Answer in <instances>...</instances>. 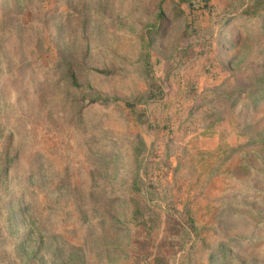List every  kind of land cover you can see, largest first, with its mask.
<instances>
[{
	"label": "rangeland",
	"instance_id": "1",
	"mask_svg": "<svg viewBox=\"0 0 264 264\" xmlns=\"http://www.w3.org/2000/svg\"><path fill=\"white\" fill-rule=\"evenodd\" d=\"M249 2L0 0V264H125L104 248L130 242L150 264H264V221L241 210L227 214L229 227L213 229L222 218L214 210L219 192L195 197L176 167L183 148L207 152L212 149L205 143L220 137L237 148L240 122L264 127V110L255 117L242 104L205 103L223 81L246 86L253 68L264 70V38L255 36V28L223 25ZM158 9L164 13L160 25ZM146 57L149 74L143 71ZM66 64L84 92L63 87ZM148 83L159 97L135 102L133 113L125 110L123 101L137 99ZM86 94L121 101L100 106L83 99ZM213 118L215 130L199 125ZM133 149L146 162L164 163L150 169L145 185H171L176 178L169 190L173 205H188L197 226L209 227L202 233L206 246L188 250L187 244L169 263L157 208L147 210L156 224L153 249H140L147 232L130 224L128 232L110 234V217L124 221L127 215L124 197L118 198L135 168ZM210 159L203 168L213 165ZM257 188L264 190L262 177ZM100 196L118 197L107 207L108 223L79 222L75 206ZM233 200L264 214L252 199ZM226 236L234 239L220 242ZM85 239L87 251L76 263L61 243L80 247Z\"/></svg>",
	"mask_w": 264,
	"mask_h": 264
},
{
	"label": "trees",
	"instance_id": "2",
	"mask_svg": "<svg viewBox=\"0 0 264 264\" xmlns=\"http://www.w3.org/2000/svg\"><path fill=\"white\" fill-rule=\"evenodd\" d=\"M155 19L157 25L163 22L164 13L162 9H158ZM224 24L227 27L232 24H236L238 27L244 25L249 27L253 26L255 29L252 31L255 36L263 39L264 0H250L247 7L241 13L230 15L224 20L223 25ZM150 42L151 39L149 40V45ZM145 70L148 74L151 72L147 57L143 61L144 73ZM105 75H109L108 72ZM248 82L246 86H238L237 84L228 85L227 81H223L210 90L211 98L205 103L211 105L213 100H221L226 103L229 108L242 104L243 108H247L249 114L256 117L259 111L264 110V70L253 68ZM57 84L60 85L61 83L57 82ZM63 87L77 93H82L86 89V87L79 82V78L69 64H66ZM145 87V91L137 94V99L123 101L125 110L133 113L135 112V102L139 104L141 102L146 103L156 100L159 97L160 91L157 93L154 91V88H157L155 84L148 83ZM82 97L100 106L106 105L109 101H121L117 99L109 100L108 98L93 96L92 94H86ZM207 108L209 109V107ZM211 110V112L208 110L207 113L211 114L213 109L211 108ZM190 117L191 113L188 112L187 117L183 119L182 122H186ZM190 123L191 122H188V124ZM204 123L205 126H203ZM217 124L219 123L214 118L212 122H208L207 125L206 122L199 123L200 126L207 129L206 131L215 130ZM240 126L242 128L243 141L237 148H229L220 137L217 143L209 139L210 142L205 143L208 144V149H212L210 151L203 152L195 147L189 149L183 148L181 155L177 158L176 167L181 170L180 174L191 183L190 187L193 189L195 197H207L212 191L219 192L217 198L218 205L214 210L220 209L222 218L217 222V226L212 227L213 229H224L229 227V223H225L227 222V214H234L241 210H243L252 221L260 223L264 221V214L262 212H258V210H248L246 207L241 209L244 205H241L239 202L234 203L233 200L234 197L239 195V197L246 198L249 201L252 199L254 204L264 207V200H259L264 199V190L261 191L257 188V183L260 181V178L262 177V180H264V127H259L249 122H240ZM211 143L214 144L211 145ZM208 156H212V159L209 161H211L213 165L210 168H203L202 164L206 161ZM132 157L135 158V168L133 173L127 177L125 185L120 189V197L100 196L101 198L97 199L95 202L86 203L83 201L82 203H78L75 206L78 221L83 223L100 220L101 223H108L106 219L110 216L107 207L114 199H120L122 195L125 200V208L127 209L125 222L110 217L112 221L110 222L112 226L110 234L115 236L121 232H128L124 230H127L126 225L130 224L136 231L142 229L147 232L144 244L140 249L142 250L146 247L153 249V240L150 235L154 231L156 224L151 217L147 216V210H150L149 208H157L161 214L164 215L162 233L164 238H168V242H160H162L161 244H164L166 249L170 252L168 257L169 263H172L176 251L183 250L187 244H190L188 250H193L196 245L202 248L206 246V240L202 236V233L205 229H209V227L197 226L188 205H182L180 208H176L174 207L175 205H173L169 190L176 184V178L173 177L171 185L168 182L160 185H145L144 179L147 178L150 169L152 167H157L158 164L163 165L164 163L157 161L155 163L146 162L144 157L138 158L134 149ZM219 183H221L220 187L218 186ZM243 187V192L239 193ZM64 190H68L69 193H72L69 189ZM104 191L105 190H103V192ZM91 194H94V192ZM154 200H156L157 203H152ZM160 203H164L165 208H161ZM214 218L213 215L210 220L211 225ZM220 224L222 225L220 226ZM101 232V230L97 231L96 234H101ZM225 233L224 231L223 234ZM232 239L234 238L226 236L222 238L220 242H229ZM61 245L62 249L65 248L68 252L73 253L72 256L75 257L74 261L76 263L80 261V257L85 256L87 251L86 239L80 247L71 246L65 242H62ZM124 249H127V251H124ZM104 250L117 252L119 255L118 257L126 259L125 264H140L141 261L144 262V264H150L146 254L142 256L136 254L139 251V246L134 248L131 242L130 244L127 243L125 248L121 247V245H117L113 247L107 246Z\"/></svg>",
	"mask_w": 264,
	"mask_h": 264
}]
</instances>
